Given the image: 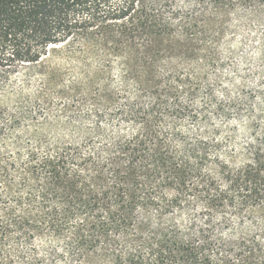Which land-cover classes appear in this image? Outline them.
I'll use <instances>...</instances> for the list:
<instances>
[{
    "label": "trees",
    "instance_id": "trees-1",
    "mask_svg": "<svg viewBox=\"0 0 264 264\" xmlns=\"http://www.w3.org/2000/svg\"><path fill=\"white\" fill-rule=\"evenodd\" d=\"M262 100L264 0H0V264H264Z\"/></svg>",
    "mask_w": 264,
    "mask_h": 264
},
{
    "label": "rangeland",
    "instance_id": "rangeland-1",
    "mask_svg": "<svg viewBox=\"0 0 264 264\" xmlns=\"http://www.w3.org/2000/svg\"><path fill=\"white\" fill-rule=\"evenodd\" d=\"M238 46L239 50L238 53L235 54V56L231 59V62L227 63L226 66H224L222 75L224 78H230L231 82V91L233 95L239 94V98L242 100L241 95L242 93L240 92V86H241V76L242 73L246 70L245 65H244V54L248 53V48L246 43L238 40ZM30 92H33L35 90V86H31L28 88ZM9 92H12L11 89ZM219 94V89L216 90V95ZM204 96H205V89H202L201 92L199 93L197 99H196V104H197V110L198 112L201 111V106L204 103ZM245 103L244 100L242 102H238L239 108L241 110H244L243 104ZM7 109L11 112H19V111H24L25 113H33L30 117L25 116L23 118H41L39 109L37 106L31 105L29 103H23L19 104L15 102V100H9L7 104ZM60 107L57 106L56 104H53L51 107V110H49V114L46 117L48 120H58L60 122H64V114L59 110ZM213 106L208 105L206 107V117L208 118V124L210 128H221L222 135L226 139L222 143V150L223 152H229V151H237L239 150L243 144L247 140V133L245 130V125L242 122L241 118L237 117L235 113H232L233 115L226 120L223 117L218 116L217 114H214L213 112ZM36 114V116L34 115ZM38 115V117H37ZM4 118H9L5 116ZM44 118V117H42ZM51 125L52 127L46 126L43 128V132L49 135H62L64 133V130H62L61 127ZM201 124L199 123H190L186 124V129L190 133L197 132L198 130L201 129Z\"/></svg>",
    "mask_w": 264,
    "mask_h": 264
},
{
    "label": "snow or ice",
    "instance_id": "snow-or-ice-1",
    "mask_svg": "<svg viewBox=\"0 0 264 264\" xmlns=\"http://www.w3.org/2000/svg\"><path fill=\"white\" fill-rule=\"evenodd\" d=\"M221 99H223V98L221 97ZM260 103H261V104H264V100H262ZM216 179H217L218 182H220V178H219V177H216ZM221 183H222V182H221ZM225 187H227V186L225 185Z\"/></svg>",
    "mask_w": 264,
    "mask_h": 264
}]
</instances>
